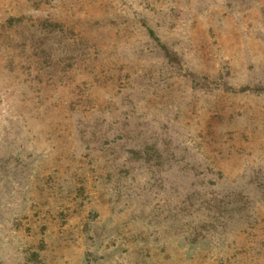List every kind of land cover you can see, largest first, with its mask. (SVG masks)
Wrapping results in <instances>:
<instances>
[{"label":"rangeland","instance_id":"rangeland-1","mask_svg":"<svg viewBox=\"0 0 264 264\" xmlns=\"http://www.w3.org/2000/svg\"><path fill=\"white\" fill-rule=\"evenodd\" d=\"M0 264H264V0H0Z\"/></svg>","mask_w":264,"mask_h":264}]
</instances>
